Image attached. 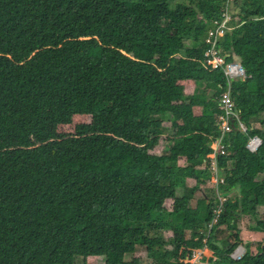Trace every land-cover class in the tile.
<instances>
[{
  "label": "trees",
  "instance_id": "trees-1",
  "mask_svg": "<svg viewBox=\"0 0 264 264\" xmlns=\"http://www.w3.org/2000/svg\"><path fill=\"white\" fill-rule=\"evenodd\" d=\"M226 10L219 47L252 77L219 158L240 195L210 229L228 81L206 37ZM243 215L264 233V0H0V264H264V238L232 255Z\"/></svg>",
  "mask_w": 264,
  "mask_h": 264
},
{
  "label": "built area",
  "instance_id": "built-area-1",
  "mask_svg": "<svg viewBox=\"0 0 264 264\" xmlns=\"http://www.w3.org/2000/svg\"><path fill=\"white\" fill-rule=\"evenodd\" d=\"M233 18L228 10L222 14V19L215 21L216 27L208 33L206 37V43L209 45L208 49L205 52L206 64L210 65L211 68L222 67L227 77L228 87L220 93L218 98L219 106L222 113L219 116V129L220 133L215 138L212 148L213 152L209 155V158L205 161L207 162L208 169L211 173V179L220 186L226 181V172L223 167L219 165V158L224 155H228V146L227 142L229 133L233 130L234 124L238 123L239 127L243 130L246 129L245 124L241 121L240 111L237 108L236 102L233 98L231 91L232 81L238 79L250 78L252 75H248L246 69L242 63L238 60L229 62L227 60L228 55L223 53L222 48L219 47V40L226 33L227 29H231V22ZM261 144V139L259 137H253L248 143V147L252 151H256ZM210 179V180H211ZM228 197L220 196L216 208L214 210V217L209 224L211 229L213 225L219 220L221 213L223 212L225 202ZM244 250V251H243ZM245 252V247L243 244H240L235 252L232 254L235 259H239ZM201 251L195 250L189 254V259L192 264L197 263L200 260Z\"/></svg>",
  "mask_w": 264,
  "mask_h": 264
},
{
  "label": "rangeland",
  "instance_id": "rangeland-1",
  "mask_svg": "<svg viewBox=\"0 0 264 264\" xmlns=\"http://www.w3.org/2000/svg\"><path fill=\"white\" fill-rule=\"evenodd\" d=\"M232 29V27H231ZM211 93V92H210ZM259 124V123H258ZM258 124L256 123L255 125L258 126ZM170 145L169 142H165L164 146L167 148ZM180 164L181 165H186V160L182 159L180 160ZM207 165V162L204 163V166ZM211 179V178H210ZM206 181L203 184H199V188L203 191L205 190L207 193H209V195L213 198H219L220 196H226L228 198H234L238 195H240V189L239 188H235L232 189L230 191H228L226 194L223 193V189L216 185V183L213 181V179ZM195 186H197V181L194 178H187L185 180L184 183H182L178 188H177V195L178 196H182L185 194V192H189L192 188H194ZM204 192V191H203ZM205 193V192H204ZM200 193H198L194 199L192 200V202L196 203L197 199L199 198ZM217 203V201H216ZM166 204L168 205V201L166 202ZM171 207H169L170 209ZM239 226H242L244 230H242V242L243 243H239L240 244H245L246 243V247H255L259 244V242H261L264 238V233L252 230V228H250V226L248 227L249 222L247 221V216H241L240 220H239ZM170 234V233H169ZM167 235V234H166ZM222 236V235H221ZM219 236V237H221ZM206 241V239H205ZM224 245H227V242L224 243ZM250 245V246H249ZM244 251V250H243ZM189 258V256H188ZM125 259H130V255H126ZM76 261L79 262L81 261V258H76ZM89 262L91 263H102L103 262V258L102 257H96L95 259H91L89 260ZM153 260L150 259L149 257L145 258L141 264H153L152 263Z\"/></svg>",
  "mask_w": 264,
  "mask_h": 264
},
{
  "label": "crops",
  "instance_id": "crops-1",
  "mask_svg": "<svg viewBox=\"0 0 264 264\" xmlns=\"http://www.w3.org/2000/svg\"><path fill=\"white\" fill-rule=\"evenodd\" d=\"M146 258H147V257H146ZM144 259H145V258H144ZM144 259H143V260H144ZM150 259H151V258H150ZM143 260H142V261H143Z\"/></svg>",
  "mask_w": 264,
  "mask_h": 264
},
{
  "label": "water",
  "instance_id": "water-1",
  "mask_svg": "<svg viewBox=\"0 0 264 264\" xmlns=\"http://www.w3.org/2000/svg\"><path fill=\"white\" fill-rule=\"evenodd\" d=\"M261 142H262V140H261Z\"/></svg>",
  "mask_w": 264,
  "mask_h": 264
}]
</instances>
